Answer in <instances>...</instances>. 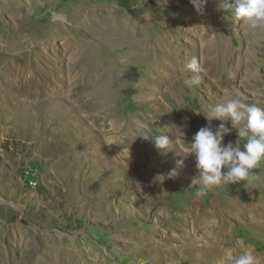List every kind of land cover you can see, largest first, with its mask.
I'll return each instance as SVG.
<instances>
[{
    "label": "rangeland",
    "instance_id": "rangeland-1",
    "mask_svg": "<svg viewBox=\"0 0 264 264\" xmlns=\"http://www.w3.org/2000/svg\"><path fill=\"white\" fill-rule=\"evenodd\" d=\"M219 4L205 0L197 12L189 0H0V35L37 44L21 59L0 54V264H228L226 252L245 249L264 264V219L251 210L264 204V161L249 179L197 197L194 157L180 152L225 96L264 106V29ZM81 9L110 12L116 35L75 24ZM55 24L91 43L86 74L71 73L62 40L49 42ZM192 57L204 68L196 86L185 83ZM16 59L37 86L6 79ZM155 60L167 64L163 79ZM138 122L170 147L138 137ZM236 140L233 128L224 143ZM178 159L184 167L170 177ZM237 207L246 215L235 217Z\"/></svg>",
    "mask_w": 264,
    "mask_h": 264
},
{
    "label": "clouds",
    "instance_id": "clouds-1",
    "mask_svg": "<svg viewBox=\"0 0 264 264\" xmlns=\"http://www.w3.org/2000/svg\"><path fill=\"white\" fill-rule=\"evenodd\" d=\"M197 12L203 10L205 0H189ZM219 10L230 14L237 21L246 22L251 29H264V0H220ZM186 70L195 75L186 79L188 86L201 82L199 74L204 72L197 57H192L186 64ZM197 114H202L197 112ZM204 115V114H203ZM208 124L202 126L192 136L191 142L180 149L184 158L194 157L199 175L191 179L189 187L195 188V195L203 197L213 188L221 185L236 184L249 179L253 170L264 161V106L248 103L239 95H227L204 115ZM221 123L213 129L211 121ZM228 122L231 127H228ZM243 143H224V137L232 129ZM138 131L144 140H150L157 150H167L171 141L164 134L153 135L147 123L138 122ZM175 167L169 172L170 177L179 176V169L184 167V159H178ZM228 264H258L256 255L245 249L234 255L226 252Z\"/></svg>",
    "mask_w": 264,
    "mask_h": 264
},
{
    "label": "bare ground",
    "instance_id": "bare-ground-1",
    "mask_svg": "<svg viewBox=\"0 0 264 264\" xmlns=\"http://www.w3.org/2000/svg\"><path fill=\"white\" fill-rule=\"evenodd\" d=\"M104 12H105L104 9H103V11L99 10L100 15L104 14ZM99 13H97L96 11H91L89 9H87V10L81 9V10L76 11V13L72 15L71 20L75 24L87 27L90 30H92V27L95 26L97 31H100L101 32L100 34H102L104 36H107V37L115 36L116 30L113 29L114 28L113 27L114 20H113V16L111 15V13L107 12L108 16L102 15L101 19L99 17ZM51 27H52V33H50V35H49V42L58 44L59 40H62L63 45L66 48V51L71 52L70 53V64H69L70 65L69 69H70L71 73L77 72V75L86 74L85 69L86 68L88 69V65L86 66V63H85L86 61L83 62L84 61L83 57L85 56L83 52H84V48H86V46H91V43L90 42H86V43L85 42H79L77 39L72 38L69 34V31L66 30L67 28L66 29L60 28L56 24L51 26ZM119 28H129V26H128V24L123 22V23H121ZM29 41L30 40H25L23 37H18V35L15 37V39H13V37L11 39H8V38L2 37L0 35V54H5L6 52H12L13 51L18 55L17 58L21 59L23 56L21 53V50H24L25 46H27V47L29 46L32 49L37 47V44H35L34 39H33L32 44H31V41L30 42ZM139 48L142 49V51L144 52V55H150V53L152 52L151 48H148L146 46H140ZM16 51H19V52H16ZM149 51H151V52H149ZM18 59H16L15 62H13L14 67L12 69V72L10 73V75H8L6 77V79L9 80L10 83H13V85H16L18 87L22 86V87L33 88V87L37 86L36 83H28L26 80H24V74H23L24 68L23 69L21 68V63ZM89 67H91V65ZM96 68H98V67L93 66V67H91V70H95ZM166 69H167V64L165 62L163 63L162 61L161 62L156 61L155 66L153 67L152 74H156V75H158V78L163 79ZM152 80H153V78H150V80L148 82L151 83ZM74 87L80 88L81 84L78 81H74ZM192 160H194V158ZM263 190H264V188H263ZM251 208L250 209L252 210L254 219H257V221L264 219V204L260 203L257 206L254 204V205H252ZM233 212H234L233 214L235 217H236V215L237 216H245L246 215L245 209L243 207L242 208L237 207L234 209ZM219 220L221 221L220 218H219ZM207 224H208V226H207ZM216 229H217V223L214 220L209 221L208 223H205V227H203V230L207 234L209 233L210 235ZM206 233H204V234L206 235Z\"/></svg>",
    "mask_w": 264,
    "mask_h": 264
}]
</instances>
